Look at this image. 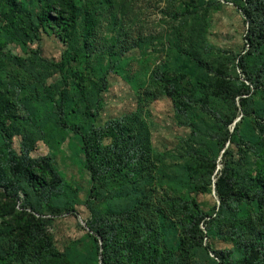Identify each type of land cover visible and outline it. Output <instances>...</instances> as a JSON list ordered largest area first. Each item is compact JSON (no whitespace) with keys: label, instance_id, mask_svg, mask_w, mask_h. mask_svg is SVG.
<instances>
[{"label":"rangeland","instance_id":"374dc122","mask_svg":"<svg viewBox=\"0 0 264 264\" xmlns=\"http://www.w3.org/2000/svg\"><path fill=\"white\" fill-rule=\"evenodd\" d=\"M69 1L15 0L27 17L19 22L0 0V98L11 116V137L0 134V155L4 183H14L0 190V264L8 253L10 264H38L12 255L10 238L25 221L72 264H103V250L98 263L93 259L94 185L80 132L91 123L96 131L88 154L124 158L120 126L130 115L149 130L150 194L175 206L166 219V245L194 246L188 264H222L220 254L225 264H240L228 230L210 235L209 217L221 208L216 187L225 170L250 188L264 168V46L250 53L248 42L251 30L264 29V0H72L81 15L90 6L89 52L83 22L72 49L57 28L39 21L47 7L52 18L67 13ZM81 73L95 94L91 117L78 91ZM27 168L52 173L56 186L33 191ZM105 197L94 208L107 226L105 211L123 202L109 204Z\"/></svg>","mask_w":264,"mask_h":264},{"label":"trees","instance_id":"16d2710c","mask_svg":"<svg viewBox=\"0 0 264 264\" xmlns=\"http://www.w3.org/2000/svg\"><path fill=\"white\" fill-rule=\"evenodd\" d=\"M8 11L12 18L22 22L26 19L23 8L15 0H7ZM67 13L58 11L55 18L50 17L52 7H47L42 12L39 21L44 25L53 26L63 34L64 41L73 49V38L80 23L83 22L81 32L84 49L89 52L92 47L93 24L90 22V6L85 7L82 15L76 9L74 2L70 0L67 4ZM246 11V10H245ZM246 13V12H245ZM22 29V28H21ZM249 45L253 50L264 46V29L261 31H250ZM249 54V53H248ZM74 59L81 57V51L74 50ZM187 78L186 74L179 75L180 81ZM78 91L82 97L86 113L91 117L92 96L94 93L88 91L86 77L81 73L78 78ZM174 79L165 78L166 83H172ZM188 91L183 89L181 94L188 102H192ZM177 102V101H176ZM184 104V103H180ZM11 116L6 109L5 102L0 98V134L5 140L10 139L8 123ZM66 122L62 120V124ZM120 147L124 158L108 160L101 150L89 153V146L93 141L95 129L91 123L88 130L81 131L83 151L87 155V163L92 174L93 188L91 189L90 211L95 221L90 223L89 231L92 233L95 252L93 259L98 263L100 251H102L103 264H188L192 261V252L195 247L185 241H180L179 246L174 249L172 245H166V219L169 210L174 205L157 202L152 190V181L155 177L153 162V149L150 142V134L135 115L124 117L121 122ZM5 157L0 155V190L2 186L8 190L14 186L12 180H7L2 174V162ZM12 175L16 174L15 166H11ZM26 181L33 191L39 192L44 188L55 187L54 175L43 168H27ZM151 189V190H150ZM217 192L220 198L221 208L215 215L209 218L210 235L214 238L229 231L232 241L236 242L237 254L240 264H264V168H262L255 180L254 186L247 188L237 181L236 176L225 170L217 183ZM109 191V194H106ZM110 196L109 204L122 206H111L105 214L111 218L107 226L97 220L98 214L94 205ZM169 198V197H168ZM198 209L197 201L191 204ZM168 206H170L168 208ZM168 208V209H167ZM171 208V209H170ZM73 213V210H69ZM36 218L35 215H30ZM180 216V215H179ZM178 217V216H177ZM38 223L43 221L38 220ZM109 230L111 234L109 235ZM218 233V234H217ZM14 247L12 255H21L23 258L35 257L38 264H72L66 255H61L54 250L51 240L41 234L40 230L32 226L30 222H24L17 226V231L10 238ZM104 242L99 247V242ZM92 252V253H93ZM195 254V252L193 253ZM1 264L12 262L11 253L7 254ZM16 255V256H17ZM219 260L222 264L224 258L220 254Z\"/></svg>","mask_w":264,"mask_h":264}]
</instances>
